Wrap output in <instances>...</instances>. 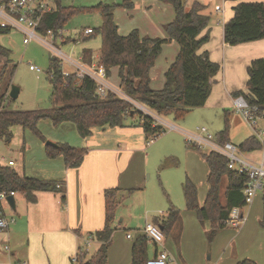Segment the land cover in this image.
Here are the masks:
<instances>
[{"label":"rangeland","instance_id":"rangeland-1","mask_svg":"<svg viewBox=\"0 0 264 264\" xmlns=\"http://www.w3.org/2000/svg\"><path fill=\"white\" fill-rule=\"evenodd\" d=\"M124 1L131 7L124 6ZM185 4L190 0H182ZM213 9L214 5H222L223 0H201ZM63 6H71L81 9L75 13L62 27V37L67 40L62 43L60 37L53 39L50 35H37L45 43L31 40L23 43V35L12 28L8 34L0 36V44L10 50V64L0 79V96L6 94L4 101H0V108L12 111L19 110H49L53 107L51 99L52 87L47 79L49 58L55 56L60 59L61 68L64 72H74V68L66 60L79 62L82 51L90 49L97 60L98 49L101 44L99 28L102 19L98 12V5L113 6L115 23L118 33L126 35L136 29L139 34L158 35L160 29L158 23H165L173 17L171 5L166 0H62ZM226 17L232 11L230 5L226 4ZM219 19L220 14L214 13L212 19ZM91 28L95 34L90 39H83V30ZM149 37V36H148ZM53 48L60 51L54 53ZM29 65H34L40 72L32 71ZM11 66H14L11 73ZM117 69L109 71L107 82L115 88L119 97H124L133 106L151 116L161 127L162 133L150 136L152 141L142 140L141 167L142 172L138 185L131 187L140 189L127 194L125 190L117 194V221L121 229L115 231L113 242L116 245L127 244L134 240L138 231L146 222L154 219L166 218V212L170 205L179 210V221L173 224H165L164 242L157 246L158 250L164 249L168 252L172 262L180 264H237L243 259L254 257L257 264H264V229L260 224L262 217V193L258 192L251 204L240 208L243 212L244 224L226 225L216 233H211L210 222H199L195 212L187 210L182 191V183L185 177L191 179L197 189L198 203L201 205L205 196L206 164L201 156L206 149L195 148L189 143L188 135L196 134V128L205 127L211 135L215 136L225 127L224 111L228 112V139L234 145H239L249 136H255V132L246 124L242 116L234 110L229 101H221V88H216L208 103L203 107L193 108L182 119L174 120L146 109L138 102L126 96L124 90L119 86ZM246 76V70H245ZM242 76L240 75V79ZM244 79V78H243ZM11 86L19 88L15 99L9 97ZM161 87V86H159ZM137 116L127 119L129 126ZM133 120V121H132ZM174 124L177 128H171ZM37 130L43 137L39 139L32 131L20 127H13L12 139L9 144L0 139V165H7V161L14 163L12 167L17 173L23 169L29 171L34 164H39V156L44 155V145L50 143H67L76 148L82 146L74 145L83 139L76 133L72 123L64 122L54 126L49 119H41L36 125ZM106 129L118 135L124 129L139 130L137 126L113 127ZM257 130L264 131V117L257 120ZM101 130V129H99ZM113 137V136H112ZM57 139V140H56ZM113 139V138H112ZM109 140V139H107ZM258 141V139H256ZM110 141V140H109ZM132 141V140H131ZM119 142V141H118ZM115 141V147L118 146ZM122 143V141H120ZM74 143V144H73ZM117 143V144H116ZM123 144V143H122ZM121 145V144H119ZM124 145V144H123ZM134 143L132 144V146ZM260 155L258 148L244 151L248 159L256 160ZM46 181V180H45ZM49 181V180H47ZM125 189L124 187L115 186ZM59 191V190H57ZM59 202V192L55 195ZM14 211L6 202H1L6 215H11L15 220L17 215L26 211L27 207L23 195L18 193L14 197ZM121 219V222H119ZM166 220V219H165ZM115 224V223H114ZM11 227V225H9ZM63 232V231H62ZM57 234L46 224H33L26 229L24 226L14 230L11 236H7V230L0 231V264H53L48 261V253L58 255L57 243L64 238L63 233ZM28 233L35 237V241L29 239ZM130 236L131 242L128 241ZM7 248V249H6ZM154 245L148 244V255L154 252ZM91 250H89V254ZM76 254V253H75ZM75 254L67 259V264L75 258ZM113 262L107 264H121L115 260L117 253L113 252ZM29 260V261H28ZM66 264V263H64ZM72 264H74L72 262Z\"/></svg>","mask_w":264,"mask_h":264},{"label":"trees","instance_id":"trees-1","mask_svg":"<svg viewBox=\"0 0 264 264\" xmlns=\"http://www.w3.org/2000/svg\"><path fill=\"white\" fill-rule=\"evenodd\" d=\"M172 7L173 19L164 26L165 38L141 36L136 29L126 35L118 33L115 23L113 6L98 5V12L102 19L99 28L101 44L98 49L96 62L102 65L106 75L112 68L117 69L119 86L127 97L138 102L151 112L182 119L193 108L205 104L210 93V79L219 70L218 63L209 59L206 51L197 54L196 51L209 39V33L202 31L209 23V16L203 14L205 6L193 1L188 7L182 0H166ZM234 2L232 16L223 24V42L234 46L264 39V0H228ZM124 6L131 7L124 1ZM81 9L63 6L61 0L57 2L55 10L47 13L41 19L37 32L46 36L47 30L56 35L63 25ZM91 29V28H90ZM9 27L0 25V36L8 34ZM95 31L83 35V39H90ZM67 40L62 38L61 42ZM169 41H175L178 52L175 60L164 72V83L160 89L150 87L149 72L154 66L162 47ZM90 49L82 51V61L90 62ZM10 50L0 44V79L10 64ZM11 73L14 66H11ZM246 90L232 92V96H243L247 102L264 113V56L254 59L246 68ZM47 79L52 87L51 99L53 107L49 110H19L12 111L0 108V139L9 144L12 139L13 127L32 131L39 139L43 137L36 125L41 119L51 120L54 126L63 122H71L77 134L86 138L93 127H126L127 119L137 116L129 126L140 127L145 140L150 136L162 133L161 127L149 115L137 110L131 102L108 91L104 96L96 93V84L88 76L78 79L71 72L65 75L61 68L60 59L55 56L49 58ZM5 93L0 96L3 102ZM225 127L218 132L214 139L220 144L228 142V112L224 111ZM230 142V141H229ZM241 151H250L259 147L254 136H249L239 145ZM196 148V146H193ZM47 158L60 157L67 168L78 166L86 153L85 148H76L67 143H49L44 145ZM206 167V191L202 204L198 203L195 184L185 177L182 183L183 197L187 210L195 212L199 222L209 221L211 233H216L226 225L224 221L229 217L233 208L245 206L242 188L247 181L245 174L228 169L223 156L206 151L201 154ZM223 190V193H221ZM0 191H13L23 195L27 203H34L35 193L42 191L57 192L54 183L27 177L17 173L12 165H0ZM119 188H108L103 192L104 223L101 230L94 233L100 242L96 252L87 257V252L78 248L74 264H107V249L114 231L113 221ZM130 194L134 189L125 190ZM64 200V197L61 196ZM166 219V220H165ZM179 210L172 205L166 212V218L154 219L153 222L166 229L165 224L179 221ZM260 224L264 229V193H262V217ZM138 231V230H137ZM148 243L146 237L138 231L131 243L130 263L146 264ZM237 264H255L250 259H243Z\"/></svg>","mask_w":264,"mask_h":264},{"label":"crops","instance_id":"crops-1","mask_svg":"<svg viewBox=\"0 0 264 264\" xmlns=\"http://www.w3.org/2000/svg\"><path fill=\"white\" fill-rule=\"evenodd\" d=\"M193 1L195 0H190L188 4L186 3V6L188 7ZM196 1L205 6L203 14L209 16V23L201 33L208 32L209 39L197 49L196 53L200 54L206 51L209 59L218 63L220 66L218 72L210 79V93L205 104L208 103V99H210L216 88L222 89L219 102L229 101L232 104V98L234 97L231 95L232 92L246 90L247 74L245 76V70L247 66L252 60L264 56V39L240 43L234 46L225 44L223 42V24L232 16L231 13L226 17V4L230 5L231 9L234 2L228 0L222 1L225 11L223 14V23H220V20L222 19L221 15L219 19H212V15L215 13L213 9H209L208 5L201 0ZM172 19L173 17L165 23H158L160 27L156 33L158 35L147 36L152 38H165L166 33L164 26L172 21ZM143 35L145 34H141V36ZM177 52L178 45L175 41H169L163 45L161 53L156 58L154 66L149 72L150 87L152 89L157 90L163 86L164 72L175 60ZM92 61L96 62L93 52L90 62ZM90 62L84 63L89 64ZM240 75L242 76V79H240ZM192 112L193 109L189 113ZM169 126L171 128H177L174 124H170ZM111 128L114 129L113 127L108 126L93 127L91 129V134L88 137H81L83 139L82 142H78V144L73 143L74 145L82 146L81 148L86 149L83 160L76 167L67 168L62 158L57 157L50 159L46 157L44 152L45 157L39 156V164H34L33 169L29 171L23 169V171L19 173L24 174L27 177L46 181L49 180L48 182L54 183L57 190H59L57 192H59L60 199L61 196H63L64 200L61 199L63 203L59 202L58 198L53 196L56 193L53 191L36 192L35 202L27 203L25 201L29 208H26V211L23 210L22 213L18 214L17 220L11 215H6L4 212V206L1 205L3 215L14 219V222L10 224L11 227L6 229V235L8 237L14 233V230L22 226L28 229V227L30 228L33 224H46L52 228V231L55 232L56 235L63 231L64 238L56 244L58 249L55 248V250H58L56 251L58 255L56 256L52 253H48L47 255L48 261L53 264H67V259H70L71 256L77 252L78 248L87 252V257L97 251L100 242L95 239L94 233L101 230L104 223V190L108 188H116V185L125 188H119L121 191L140 189V187H131L136 185L139 186L140 183H138V180L142 172L140 158L142 152V140L143 138L145 139L143 132L127 128L121 131L124 135H118L114 132H107L108 130L106 129ZM115 141H119L117 147L113 144ZM120 141H122L124 145ZM133 143L134 145L132 146ZM12 167H14V163ZM221 193H223V190H221ZM16 195L17 193L14 197ZM116 221L117 212L115 211V218L113 221V227L115 229L111 235L107 249V260L108 263L109 261L110 263L113 262V252H116L117 257H115V260L117 259L118 263L129 264L132 242L130 237L127 239L131 243L130 245L127 244L126 247L123 245H116V242H113L115 231L121 229V225ZM244 221L246 220L243 219L240 225L244 224ZM119 222H121V219ZM135 230L141 232L142 229ZM28 236L32 242L35 241V237H32L31 233H28ZM89 250H91L90 254ZM155 250L156 248H154V252ZM249 259L257 264L256 258L250 257ZM30 262L31 264H34V260L32 261L30 259L29 263ZM169 264L180 263L171 261Z\"/></svg>","mask_w":264,"mask_h":264},{"label":"built area","instance_id":"built-area-1","mask_svg":"<svg viewBox=\"0 0 264 264\" xmlns=\"http://www.w3.org/2000/svg\"><path fill=\"white\" fill-rule=\"evenodd\" d=\"M58 1L60 0H0V25L11 29L14 28L20 32L23 35L24 44H27L31 40L45 43L37 35V27L45 14L55 10ZM213 11L222 16L220 23H223L224 6L216 4L213 6ZM89 33H91L90 28H86L82 32L83 35ZM46 34L50 35L53 39L60 37V40H62L63 38L61 35L62 30H58L56 35L52 31L47 30ZM52 50L54 53L60 54L59 50L55 48ZM66 62L73 66L75 69L73 73L78 79H81L83 76H88L95 82L96 93L99 96H104L108 91L114 92L115 94L118 93L115 88H112L108 84L105 69L97 62L92 61L89 64H85L81 60L79 62L66 60ZM29 69L40 72V69L34 65H29ZM63 73L67 75L71 72L63 71ZM232 106L236 113L240 114L246 124L255 132L256 139H258L259 143L258 149L260 151V155L256 160L246 158L244 152L229 141L223 144L218 143L215 141L214 136L208 133L205 127L196 128V134L188 135L187 141L197 148L202 146V148L205 147L204 149L208 151H213L223 156L228 169L246 175L247 181L243 185L242 195L245 205H249L258 192L264 193V131L256 129L257 120L260 117H264V113H259L258 108L249 104L241 95L232 98ZM147 141H152V138ZM7 164L13 165V162L8 161ZM14 195L15 193L13 191H0V203L6 202V197H14ZM242 221L243 214L240 208H233L229 217L224 221V224L237 226ZM13 222L14 219L12 217H5L3 215L0 205V231L6 230ZM141 233L146 237L147 243L154 245L156 248L155 252L146 260V264H169L172 259L168 252L164 249H157V246L162 245L165 239L160 227L154 222H146ZM127 237L129 238L130 236L127 235ZM75 260L76 257L73 258V262Z\"/></svg>","mask_w":264,"mask_h":264},{"label":"water","instance_id":"water-1","mask_svg":"<svg viewBox=\"0 0 264 264\" xmlns=\"http://www.w3.org/2000/svg\"><path fill=\"white\" fill-rule=\"evenodd\" d=\"M18 93H19V88L16 86H11L10 91H9V97L12 99H15L18 96ZM49 143L50 142H46V144H49ZM6 202L12 210L15 208L13 196L6 197ZM159 227L162 230V227L161 226Z\"/></svg>","mask_w":264,"mask_h":264}]
</instances>
